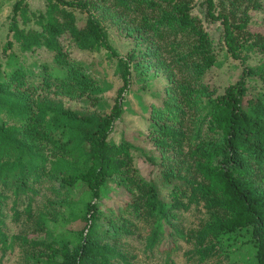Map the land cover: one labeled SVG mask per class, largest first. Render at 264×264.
<instances>
[{
    "label": "trees",
    "instance_id": "obj_1",
    "mask_svg": "<svg viewBox=\"0 0 264 264\" xmlns=\"http://www.w3.org/2000/svg\"><path fill=\"white\" fill-rule=\"evenodd\" d=\"M7 3L2 259L264 264V0H45L43 11L0 0V12ZM113 33L131 43L125 56ZM72 48L115 62L122 86L109 109L106 88ZM41 50L52 61L27 64ZM221 53L242 67L224 88L210 78ZM150 74L166 84L147 108L143 138L160 156L166 196L137 164L139 153L153 165L154 156L110 140L133 80Z\"/></svg>",
    "mask_w": 264,
    "mask_h": 264
},
{
    "label": "rangeland",
    "instance_id": "obj_2",
    "mask_svg": "<svg viewBox=\"0 0 264 264\" xmlns=\"http://www.w3.org/2000/svg\"><path fill=\"white\" fill-rule=\"evenodd\" d=\"M34 11H43L45 9V0H25ZM12 4L7 3L4 9L0 12V56H3V48L7 42L9 16L11 14ZM206 27L215 36L216 42H219V31L216 24L205 23ZM113 46L117 51L125 56L131 47V43L122 40L116 33L112 35ZM18 49V48H16ZM73 57L90 67L95 77H97L103 88H106L102 94L104 103H107L109 109L116 97L119 88L122 86L119 77L116 75L115 62L106 57L105 53H89L79 51L72 48ZM22 55V54H21ZM27 64L31 62H51L52 54L46 50L38 51L36 54H26ZM221 65L215 67L210 78L212 82L220 88L235 83L241 75L242 67L240 63L232 58L224 57L221 53ZM152 74V73H151ZM142 80H133L132 87L126 93L124 114L121 119L116 123L115 128L110 136V140L115 143H120L122 140L133 143L157 160L156 164H152L147 160L144 153L137 155V164L140 168L142 175L147 179L154 180L161 188V194L167 195L170 189L166 184H162L161 171H160V156L153 148L152 144L143 138L147 132L149 122V114L147 108L150 104L156 102L154 96H158L160 91L166 84V80L161 75L151 76ZM69 106L76 110L85 111L87 106L77 101L66 102ZM154 151V152H153ZM154 153V154H153ZM19 230L15 228V232ZM17 256H8L2 259L0 253V264H17Z\"/></svg>",
    "mask_w": 264,
    "mask_h": 264
}]
</instances>
